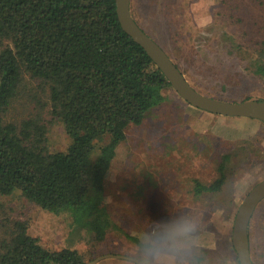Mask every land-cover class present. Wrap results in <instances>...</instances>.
<instances>
[{"label":"rangeland","instance_id":"obj_1","mask_svg":"<svg viewBox=\"0 0 264 264\" xmlns=\"http://www.w3.org/2000/svg\"><path fill=\"white\" fill-rule=\"evenodd\" d=\"M130 8L200 93L235 102L264 100V79L251 67L264 48V0H131ZM163 94L140 124L126 127L116 147L105 176L111 226L102 241L90 224L75 221L68 211H46L19 191L0 195V240L20 220L43 247L76 249L87 262L106 253L130 256L136 233L149 218L167 227L188 212L199 215L211 257L238 259L231 243L233 220L244 196L264 178V123L196 108L171 86ZM29 117L45 124L50 151L66 149L70 138L51 112L47 85L24 71L2 119ZM223 154L229 158L222 187L194 195L193 180L216 178ZM249 236L251 258L264 264V198L251 217Z\"/></svg>","mask_w":264,"mask_h":264},{"label":"trees","instance_id":"obj_2","mask_svg":"<svg viewBox=\"0 0 264 264\" xmlns=\"http://www.w3.org/2000/svg\"><path fill=\"white\" fill-rule=\"evenodd\" d=\"M5 40L0 49V195L19 191L46 211H68L75 221L90 224L102 241L111 226L105 176L116 147L128 125L140 124L145 112L165 99L163 89L170 83L122 29L115 0H0V45ZM251 67L264 79V48ZM24 71L47 85L51 112L70 138L65 150L48 149L45 124L38 118L3 121ZM228 158L221 156L211 182L193 180L194 195L222 187ZM12 226L0 240V264L89 263L76 249L43 247L24 221Z\"/></svg>","mask_w":264,"mask_h":264},{"label":"water","instance_id":"obj_3","mask_svg":"<svg viewBox=\"0 0 264 264\" xmlns=\"http://www.w3.org/2000/svg\"><path fill=\"white\" fill-rule=\"evenodd\" d=\"M117 18L122 29L140 44L168 79L173 90L190 105L219 115L258 119L264 123V100L246 99L226 101L197 91L173 63L165 50L135 21L130 12V0H115ZM264 198V178L257 182L242 199L233 220L231 243L240 264H254L251 260L248 225L257 204ZM105 257H119L141 262L132 256L106 253L96 256L88 264H96Z\"/></svg>","mask_w":264,"mask_h":264},{"label":"clouds","instance_id":"obj_4","mask_svg":"<svg viewBox=\"0 0 264 264\" xmlns=\"http://www.w3.org/2000/svg\"><path fill=\"white\" fill-rule=\"evenodd\" d=\"M210 247L205 243L199 215L185 212L167 227L153 225L149 218L145 230L137 231L135 247L128 254L141 264H240L238 259L211 257Z\"/></svg>","mask_w":264,"mask_h":264},{"label":"crops","instance_id":"obj_5","mask_svg":"<svg viewBox=\"0 0 264 264\" xmlns=\"http://www.w3.org/2000/svg\"><path fill=\"white\" fill-rule=\"evenodd\" d=\"M128 261H131V260H127V259L119 258V257H105L97 261L96 264H128ZM135 264L137 263L135 262Z\"/></svg>","mask_w":264,"mask_h":264}]
</instances>
